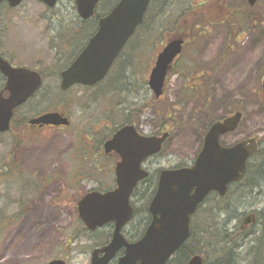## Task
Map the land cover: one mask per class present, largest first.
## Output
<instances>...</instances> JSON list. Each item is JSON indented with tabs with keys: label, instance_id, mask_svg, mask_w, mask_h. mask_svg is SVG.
<instances>
[{
	"label": "rangeland",
	"instance_id": "374dc122",
	"mask_svg": "<svg viewBox=\"0 0 264 264\" xmlns=\"http://www.w3.org/2000/svg\"><path fill=\"white\" fill-rule=\"evenodd\" d=\"M117 1L102 0L96 13L107 14ZM201 1L187 0L186 8ZM241 2L208 0L199 14L191 9L192 15L187 12L177 20L180 9H174L173 16L166 1L161 8V0H156L145 23L122 52L123 61L115 64L112 80L106 82V78L89 88L74 86L66 93H61L56 84L60 72L81 50L87 35L96 30L97 21L82 20L75 0H59L52 8L37 0H24L14 8L0 6L2 54L15 65L40 69L46 76L43 89L18 109L16 125L0 133V167L15 169V174L0 175V217L4 215V224L8 225L1 228L2 217L0 264H47L54 259L66 260L67 264L90 263L91 250L110 240L113 227L108 224L94 232L79 231L78 201L89 190L114 187V163L99 151L100 141L131 118L148 134H157L162 126L173 124L162 151L145 162L151 176L132 201L136 215L124 234L130 240L138 239L150 219L147 207L158 172L191 165L202 147L207 125L235 107L245 109V118L222 141L233 144L259 135L260 154L250 160V176L230 187L226 204L217 203L213 195L202 206L193 220L195 230L202 233L188 245L193 242L195 250L209 256L206 264H213L216 240L205 232L217 229L220 235L239 234L237 228L250 212L257 221L240 230L244 231L240 233L244 244H232L226 250L224 264H254L251 260L259 238L260 264H264V101L256 95L264 75V0L246 6V16L230 14ZM223 5L228 7L223 9ZM213 13L223 19L229 16L228 21L194 31L168 75L165 96L152 106L154 96L148 79L157 54L169 38L189 30L187 17ZM119 66L122 71L117 70ZM188 76L197 78L189 83ZM3 81L0 74V84ZM199 82L201 86L190 88ZM55 89L56 95L45 97V91ZM47 110L65 113L72 124L61 128H31L26 124L27 118ZM39 180L40 190L35 191ZM31 188L35 193L28 191ZM214 204L225 209L213 210ZM176 257L184 263L180 254Z\"/></svg>",
	"mask_w": 264,
	"mask_h": 264
},
{
	"label": "water",
	"instance_id": "95a60500",
	"mask_svg": "<svg viewBox=\"0 0 264 264\" xmlns=\"http://www.w3.org/2000/svg\"><path fill=\"white\" fill-rule=\"evenodd\" d=\"M24 0H0L16 7ZM53 7L58 0H38ZM101 0H75L82 19L91 18ZM151 0H119L114 8L99 19L98 29L86 47L61 74V88L75 84L93 86L103 80L115 59L143 22ZM257 0H248L254 5ZM184 37L170 39L158 54L149 77V86L156 97L163 94L168 71L182 52ZM0 73L6 86L0 94V132L11 128L15 110L26 103L41 88L43 79L37 70L13 66L0 53ZM264 86V83H263ZM243 111L237 109L217 120L208 129L203 147L191 166L164 168L160 172L158 189L149 204L152 220L143 236L129 241L123 229L134 217L131 195L149 175L145 160L161 151L170 136L143 134L134 124L124 125L104 141L106 154L117 157L116 187L109 191L91 190L78 201L77 214L89 231L108 223L114 224L110 241L92 249L89 264H167L191 236V216L208 194L227 193L229 184L240 181L248 159L259 150L257 137L224 145L221 138L234 132L242 122ZM39 125H69L70 119L58 111L46 112L30 120ZM255 220L248 215L246 225ZM122 253V254H120ZM201 254L192 255L187 264H203ZM116 261L115 263H113ZM47 264H67L54 259Z\"/></svg>",
	"mask_w": 264,
	"mask_h": 264
},
{
	"label": "trees",
	"instance_id": "16d2710c",
	"mask_svg": "<svg viewBox=\"0 0 264 264\" xmlns=\"http://www.w3.org/2000/svg\"><path fill=\"white\" fill-rule=\"evenodd\" d=\"M155 2H156V0H152V2H151V4H150V7H149V9H148V12H147V14H146V18H148V16L150 15V10L152 9H154V5H155ZM165 2V1H164ZM164 2H162V3H160V6H161V8H162V6H163V4H164ZM248 4H247V1L246 0H242V2H241V4L239 5V7H238V11L237 12H239V13H242V14H244L245 16H246V13H244V9H245V7L247 6ZM194 5L192 4L191 5V7H193ZM204 7H203V3H200V4H196V6H195V10H200V9H203ZM99 18H100V15H98L97 13L92 17V19H94V20H96V21H98L99 20ZM145 18V19H146ZM91 19V20H92ZM249 19H251V18H249ZM145 23V21L143 22V24ZM142 24V25H143ZM142 25L140 26V28L142 27ZM192 25L193 24H190V31L188 30L187 32H183V33H179V34H177L176 36H185V34L187 35V36H192V30H191V28H192ZM139 28V29H140ZM138 29V30H139ZM90 34H88L87 35V37L89 36ZM86 37V38H87ZM121 56V55H120ZM120 56H119V58H118V60L116 61V63L119 61L120 62V64H121V62L123 61L122 59V57L120 58ZM115 63V64H116ZM34 68V67H33ZM122 69H123V67H121V66H119L118 67V71H122ZM40 72H41V74L46 78V76H45V73L42 71V70H40V69H38ZM114 70H115V66L113 67V69H112V71L113 72H111V74H109V76H108V78H107V80H106V82L108 81H111L112 79V74L114 73ZM114 74H116V71H115V73ZM113 74V75H114ZM2 83V82H1ZM3 83H4V81H3ZM4 86H5V83L4 84H0V92L3 90V88H4ZM44 87V86H43ZM56 87V86H55ZM58 89H59V91L61 92V93H64L63 91H61L60 90V87H59V85H58ZM56 89L54 90V91H45V94H46V96L45 97H47V98H51V97H53L54 95H56ZM45 99V98H44ZM129 115V114H128ZM129 118H131V116H129ZM131 121V119L129 120V121H127L126 123H128V122H130ZM103 140H104V138L100 141V143H102L103 142ZM99 151L101 152V149H100V146H99ZM101 154H103V153H101ZM8 167V166H7ZM250 176V165H249V167H248V172H247V174H246V176H245V178L243 179V181H245L246 180V178L247 177H249ZM239 184V183H238ZM98 189H101V188H98ZM102 190V189H101ZM150 199H151V197H150ZM216 200H217V198H215ZM227 199H225V198H223V199H221V202L223 203V204H226L227 202ZM21 203L23 202V199L20 201ZM149 202H150V200H149ZM149 202H148V205H149ZM224 206V205H223ZM148 208V207H147ZM222 209H225L224 207L222 208ZM1 211V210H0ZM4 218L5 216L4 215H1V217H0V220H1V218ZM79 221V220H78ZM3 221H0V225H1V223H2ZM6 222V218H4V222L2 223V225H1V228H6L8 225H6V224H4ZM80 223V229H79V231L80 230H82V232L83 231H85L86 230V228H84V226H83V224L81 223V222H79ZM8 224H9V220H8ZM2 229V230H3ZM241 229H240V227L239 228H237V232L239 233V234H235V233H233V234H231V233H222L221 235H220V233H219V231H217V229L213 232V233H211L210 231H207V232H205V235L206 236H210L211 235V239H213V238H215V243H214V246H215V250H214V255L216 256V260H215V262L213 263V264H224V262H225V260H226V256H227V253H226V250L227 249H230V248H232L233 246H232V244H234L235 246H237L238 244H240V245H243L244 244V241H242V235L240 234V233H242V231H240ZM87 231V230H86ZM2 232V231H1ZM200 233H202V232H200V231H196L195 230V227H194V224H193V226H192V232H191V236H190V238H189V240L187 241V243L180 249V251H179V253L177 254V256L180 254L181 255V257H182V260L184 261V263L183 264H185L187 261H188V259L193 255V254H196V253H200V254H202L203 252L202 251H199V250H195V244L192 242L190 245H188L189 244V242L191 241V240H193L194 238H196V237H198L199 235H200ZM235 235H238L237 237H235ZM242 241V242H241ZM252 243V242H251ZM208 244V243H207ZM254 245V244H253ZM211 245L210 244H208V247H210ZM220 246H222V247H220ZM256 251H254V258L251 260V262H253L254 264L255 263H259L260 264V260H261V239L259 238V243H258V245H256ZM253 250H255V246L254 247H252V248H250L249 249V251H248V254L249 253H251V251H253ZM212 256H214L213 254H211ZM223 255V256H222ZM205 256V261L207 262V257H209L208 255H204ZM225 256V257H224ZM175 263H177V264H182V263H180V259H179V257H175V258H173L168 264H175Z\"/></svg>",
	"mask_w": 264,
	"mask_h": 264
},
{
	"label": "flooded vegetation",
	"instance_id": "af4514ba",
	"mask_svg": "<svg viewBox=\"0 0 264 264\" xmlns=\"http://www.w3.org/2000/svg\"><path fill=\"white\" fill-rule=\"evenodd\" d=\"M164 1H166L167 2V6H168V10H170L171 11V13H173V16L175 15V13L176 12H173L174 11V9H180V11L178 12V13H176V15H175V18H177V20H180L182 17H186L187 16V12H189L191 15L194 13V11H195V13L194 14H196V13H198L199 14V10H195V6H196V4L197 3H195V4H193L194 6L193 7H188V8H186L187 7V5H189L188 3H186V1L187 0H161V2H164ZM208 0H202L201 2H199L198 4H200V3H203V6H204V4L207 2ZM224 8H226L225 6H223V9ZM191 9L193 10V13H192V11H191ZM204 9V8H203ZM232 9V8H231ZM211 14V13H210ZM214 15H209V16H206L205 14H203V15H201V16H195V17H187V23H188V26H189V31H190V24H193L192 25V28H191V30H192V34L194 33V31L197 29V28H201L202 29V31L203 30H207V26L208 25H211V24H213V23H215V24H223L224 23V21H228V20H226L227 18H229V16H226V18L225 19H223V16H219V15H217L216 13H213ZM230 14H234V13H232V11L230 12ZM90 38V37H89ZM89 38L87 39V41H86V43L88 42V40H89ZM187 41V40H186ZM86 43H85V45H86ZM3 55V54H2ZM181 56H178L176 59H175V61H174V63H173V67H172V69H174L175 68V64H176V62H177V60L180 58ZM191 81H189V83H190ZM263 83H264V75H263V77L262 78H260V81H259V85H260V89H259V91L256 93V95H257V97L261 100H263L264 101V86H263ZM77 87H84L83 85H76ZM196 86H201V82H199ZM85 88H88V86H85ZM165 96V91H164V94L160 97V98H158V99H163V97ZM158 99H151V104H152V106H154V102H156ZM237 108V107H236ZM234 109V108H233ZM232 109V110H233ZM155 110V109H154ZM231 110V111H232ZM155 112H156V110H155ZM63 113V112H62ZM41 114H43V113H41ZM41 114H37V115H35V116H32V118H34V117H38V116H40ZM65 114V113H64ZM18 114H16V116H17ZM66 115V114H65ZM32 118H27V120H26V124L28 125V126H31V128H43V127H53V126H51V125H49V126H47V125H38V124H31V123H29L30 122V120L32 119ZM70 119H71V124H72V118L70 117ZM18 120H20V119H18ZM137 121V120H136ZM136 121H135V119H132L131 118V121L130 122H128V123H125V124H134L135 125V123H136ZM213 121H211L208 125H207V127L205 128V133H204V135H203V141H204V137H205V135H206V132H207V130L209 129V126H210V124L212 123ZM16 125V124H15ZM14 125V126H15ZM137 126V125H136ZM61 127H64V126H60V127H58V128H61ZM137 128H139V129H141L142 130V128L141 127H139V126H137ZM170 129V130H169ZM172 129H173V124H166V125H164V126H162L161 128H160V130L157 132V135H161V134H163L165 131H170V133L172 132ZM143 131V130H142ZM113 134V132L110 134V136ZM110 136H108V137H110ZM107 137V138H108ZM248 137V136H247ZM169 139V138H168ZM203 145V144H202ZM109 158H111L112 160H113V158L111 157V155H107ZM114 161V160H113ZM116 161V160H115ZM115 161H114V164H115ZM147 162V161H146ZM11 163V162H10ZM146 168H147V166H145ZM4 167H2V168H0V175H2L3 173H5L4 172V170H2ZM15 169H12L11 171H9L8 170V167H7V173L8 172H12L13 174H15V171H14ZM150 176H151V173H150ZM148 179H149V177H148ZM148 179H146V180H144V181H141L139 184H138V186L134 189V191H133V193H132V195H131V200L133 201V199H134V197L135 196H137V191H138V189H139V187L141 186V185H143L144 183H146L147 181H148ZM33 182H35V181H33ZM158 182H159V173L157 174V176H156V178H155V180H154V182H153V184H152V190H151V198L155 195V193H156V191H157V189H158ZM41 181L39 180V183H35V191H39L40 190V186H41ZM28 191H30V190H28ZM32 193H35V192H33V190H32ZM215 194H217L216 192H213V193H211L210 194V196L211 195H215ZM209 196V197H210ZM208 197V198H209ZM207 201V200H206ZM205 201V202H206ZM219 201V200H218ZM134 206V205H133ZM202 206H203V204L202 205H200L199 207H198V209H197V212L192 216V219L195 217V216H197L198 215V213L200 212V210H201V208H202ZM213 210L214 209H216V210H218V211H221L222 209L218 206V205H216V204H214L213 206ZM134 209H135V206H134ZM136 210V209H135ZM244 213H246V212H244ZM248 214H251V213H248ZM111 226L113 227V229H114V224L113 223H111ZM242 228H245V226H248V225H246L244 222H242V224L240 225ZM97 230H99V229H97ZM109 242V241H108ZM107 242V243H108Z\"/></svg>",
	"mask_w": 264,
	"mask_h": 264
}]
</instances>
